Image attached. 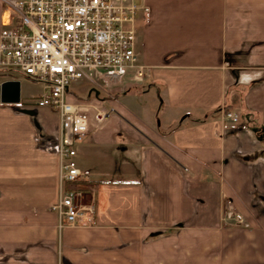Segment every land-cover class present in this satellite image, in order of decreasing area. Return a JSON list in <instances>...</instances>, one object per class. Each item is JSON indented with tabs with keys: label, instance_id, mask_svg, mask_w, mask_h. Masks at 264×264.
I'll use <instances>...</instances> for the list:
<instances>
[{
	"label": "crops",
	"instance_id": "0c3cea01",
	"mask_svg": "<svg viewBox=\"0 0 264 264\" xmlns=\"http://www.w3.org/2000/svg\"><path fill=\"white\" fill-rule=\"evenodd\" d=\"M138 2L146 76L96 99L110 113L76 143L82 179L65 183L92 223L51 208L58 113L0 98V264H264V0ZM18 23L0 0V33ZM152 88L159 110L136 102ZM228 204L243 223L223 220Z\"/></svg>",
	"mask_w": 264,
	"mask_h": 264
},
{
	"label": "built area",
	"instance_id": "2783aa9c",
	"mask_svg": "<svg viewBox=\"0 0 264 264\" xmlns=\"http://www.w3.org/2000/svg\"><path fill=\"white\" fill-rule=\"evenodd\" d=\"M4 1L16 10L19 23L0 33V70L42 82L38 106L60 117L61 188L51 208L63 222L87 225L93 222L94 205L80 201L81 192L65 183L82 179L71 162L75 145L107 119L110 109L96 101L71 100L70 84L80 79L109 88L141 83L147 66L136 52V19L141 9L149 8L138 0ZM224 118L240 121L231 110L224 111ZM223 220L243 223L233 204L227 205Z\"/></svg>",
	"mask_w": 264,
	"mask_h": 264
},
{
	"label": "rangeland",
	"instance_id": "374dc122",
	"mask_svg": "<svg viewBox=\"0 0 264 264\" xmlns=\"http://www.w3.org/2000/svg\"><path fill=\"white\" fill-rule=\"evenodd\" d=\"M6 76L5 73H0V77ZM7 77V76H6ZM10 77H13L17 80L20 81L21 83V103H27V104H31V105H38V100L39 97L43 91V83L37 80H32L24 75H21L19 73H15L10 75ZM93 86L95 88V90L97 92H102L105 93V95H109L107 92L108 89L111 91L112 88H109L108 85L97 81V82H90L87 79H80V80H76L71 82L70 84V88L75 89L77 91H79L82 94H88V87ZM146 92H143L141 94H136V102L137 103H143L144 101H151L153 106H156V109L159 110V108H161V103L159 102V98L156 92V89L152 88V89H147L145 90ZM111 93V92H109ZM71 100H74V94L70 93L69 95ZM89 101H95L94 100H89ZM162 118L159 117V120L157 119L156 124H159V121ZM163 128H165V123L163 124Z\"/></svg>",
	"mask_w": 264,
	"mask_h": 264
},
{
	"label": "water",
	"instance_id": "95a60500",
	"mask_svg": "<svg viewBox=\"0 0 264 264\" xmlns=\"http://www.w3.org/2000/svg\"><path fill=\"white\" fill-rule=\"evenodd\" d=\"M0 98L3 102L17 103L21 99V83L17 79H8L0 84Z\"/></svg>",
	"mask_w": 264,
	"mask_h": 264
},
{
	"label": "trees",
	"instance_id": "16d2710c",
	"mask_svg": "<svg viewBox=\"0 0 264 264\" xmlns=\"http://www.w3.org/2000/svg\"><path fill=\"white\" fill-rule=\"evenodd\" d=\"M77 90L70 88L69 93H73L76 98H79L81 100L89 101V100L95 99V101H96V99H103L105 97V93H102L100 91L97 92L93 86L88 87V91H87L88 94H86V95L80 93ZM225 108H226V110H230L229 106H226Z\"/></svg>",
	"mask_w": 264,
	"mask_h": 264
}]
</instances>
